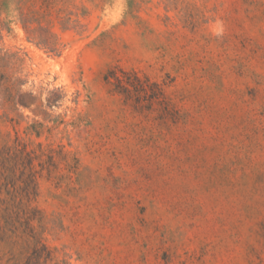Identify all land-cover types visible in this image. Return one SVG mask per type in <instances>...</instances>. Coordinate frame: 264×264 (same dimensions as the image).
Segmentation results:
<instances>
[{
  "label": "rangeland",
  "instance_id": "rangeland-1",
  "mask_svg": "<svg viewBox=\"0 0 264 264\" xmlns=\"http://www.w3.org/2000/svg\"><path fill=\"white\" fill-rule=\"evenodd\" d=\"M0 264H264V0H0Z\"/></svg>",
  "mask_w": 264,
  "mask_h": 264
},
{
  "label": "trees",
  "instance_id": "trees-1",
  "mask_svg": "<svg viewBox=\"0 0 264 264\" xmlns=\"http://www.w3.org/2000/svg\"><path fill=\"white\" fill-rule=\"evenodd\" d=\"M27 96H28V99H26V98H20V99L18 100L19 104H21V105H23V106H29V105H32V104H33V101H34V98H33V97L31 96V94H29V93L27 94ZM4 97H5L4 99H6L7 102L13 104V106L15 105V102H14V95H13L12 93L7 92V94H6ZM24 192H25V196H26L27 198H29V196H30V191H29V188H28L27 185L25 186V190H24Z\"/></svg>",
  "mask_w": 264,
  "mask_h": 264
},
{
  "label": "clouds",
  "instance_id": "clouds-1",
  "mask_svg": "<svg viewBox=\"0 0 264 264\" xmlns=\"http://www.w3.org/2000/svg\"><path fill=\"white\" fill-rule=\"evenodd\" d=\"M217 35H220V33L218 32V33H216Z\"/></svg>",
  "mask_w": 264,
  "mask_h": 264
}]
</instances>
